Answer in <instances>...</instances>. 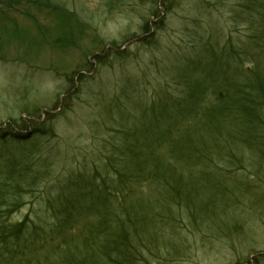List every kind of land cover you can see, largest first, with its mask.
<instances>
[{
  "label": "rangeland",
  "instance_id": "374dc122",
  "mask_svg": "<svg viewBox=\"0 0 264 264\" xmlns=\"http://www.w3.org/2000/svg\"><path fill=\"white\" fill-rule=\"evenodd\" d=\"M2 2L0 136L42 130L34 145L52 152V163L37 168L34 191L11 212L14 221L42 208L46 191L69 182L75 189L70 175L83 166L105 169L125 133L155 114L157 91L181 87L170 81L177 62L213 51L221 59L216 70L226 62L239 70L236 82L264 90V43L256 49L250 40V21L264 25V0H22L11 8ZM204 62L180 65L197 66L207 80ZM256 127H249L250 138L237 134L226 142L219 157L212 150V158H203L205 171H219L216 181L193 169L180 178L176 200L187 204L191 190L199 216L192 226L179 225L177 254L161 262L167 249L156 248L144 264H264V149L258 146L264 130ZM4 145L5 137L0 150ZM211 182L220 184L218 191ZM222 189L228 197L218 198Z\"/></svg>",
  "mask_w": 264,
  "mask_h": 264
},
{
  "label": "trees",
  "instance_id": "16d2710c",
  "mask_svg": "<svg viewBox=\"0 0 264 264\" xmlns=\"http://www.w3.org/2000/svg\"><path fill=\"white\" fill-rule=\"evenodd\" d=\"M2 1L11 8L22 0ZM250 24L255 29L250 40L258 49L264 43V25ZM197 59L205 61L207 80H202L197 66L184 70L180 65ZM217 60L221 61L219 54L206 50L177 62L170 81L183 85L157 91L155 114L143 127L125 133L128 138L113 156L120 159L117 166L113 159L101 170L83 166L79 174L70 175L77 182L75 189L69 182L46 191L42 208L20 221L12 220L11 212L22 206L23 194L34 191L37 168L52 163V152L34 145L42 130L0 136V141L7 139L0 150V264H144L156 248L167 249L161 262L169 252L177 254L179 225L192 226L199 216L191 190L187 204L176 200L180 178L193 169L196 177L216 181L219 171H205L203 158H212V150L219 157L237 134L250 138L249 127L264 130L263 85L236 82L239 70L226 68L224 62L218 71ZM137 108L143 111L141 105ZM258 146L264 149V143ZM101 171L109 174L103 177ZM211 183L218 191L220 184ZM221 192L218 198L229 196L224 189Z\"/></svg>",
  "mask_w": 264,
  "mask_h": 264
}]
</instances>
